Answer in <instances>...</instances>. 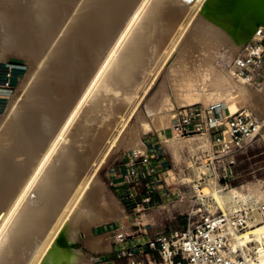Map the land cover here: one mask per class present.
<instances>
[{"label":"bare ground","instance_id":"bare-ground-1","mask_svg":"<svg viewBox=\"0 0 264 264\" xmlns=\"http://www.w3.org/2000/svg\"><path fill=\"white\" fill-rule=\"evenodd\" d=\"M242 1L155 0L150 6L148 3L150 0H0L1 60L6 62L11 57H18V59L25 60L29 66L28 72L10 99L5 113L0 115V264H76L85 256L83 252L71 248V243L75 239L73 232L77 226H86L87 233L90 234L91 227L96 223L112 218V215L105 210L96 213L90 211V204L84 196L91 181H95H93L94 173L85 182L80 181L81 185L77 183L79 172H71L72 168L81 167L80 154L78 155L76 150L78 146L81 148L85 144L86 147V144L92 143L93 136H88L91 137L89 141L86 134L90 128L99 124L94 125L93 122L97 115L98 119L100 118L101 108L106 105L104 104L106 99H109V91L113 94L117 91L116 86L125 81H134L131 76L137 75L133 68L138 63L137 56L140 53V57L146 54L148 48H152L149 44L154 42L155 38H159L156 37L157 34L154 38L151 36L153 37L156 28L162 27L159 24L164 25L159 20L161 12L164 14L168 12L162 10L166 8V4L170 5L172 2V7V4L176 3L180 10L186 12L183 14H187L188 17L191 15V19L198 13L200 16H197L195 22L192 23L190 39L184 48L185 53L182 54L183 56L186 54L188 70L185 74L183 73L182 77L180 75L179 83L175 82L178 78H172L175 82L176 91L174 89L173 91L176 93L177 102H168L170 104L162 102L164 105H159L161 107L154 114V127L163 139L168 143L175 141L176 137H168L167 132L170 130L169 120L172 111L177 105L188 107L202 103L204 107H208L210 105L241 104L251 110H259L264 118V81L257 85L250 83L258 71L252 69V78L248 80L236 76L234 66L228 67L226 64L228 59H234L246 44L256 38L258 29L264 28V14L250 11L242 15L236 33L232 34L234 12L239 2ZM146 4L150 7L148 6L145 15L141 16L142 11L146 10L144 9L147 7ZM128 16L125 27L123 26V30L117 34L120 25ZM171 16L168 15L170 22ZM181 16L183 15L179 18ZM139 17L143 18V24L138 23ZM164 20L167 19L164 18ZM170 22H166L165 28H162L163 35H160L162 43H166V40L175 34L173 32H179L176 31L178 26L174 31V25ZM136 24L139 27L135 28ZM186 25L188 26V23ZM178 28L181 29V27ZM182 31L184 33L185 30H181L179 37L182 36ZM130 33L132 36L127 40L126 52L118 56L119 49ZM175 37L173 39H176ZM167 42L170 43L169 40ZM161 44L159 43V52L164 50L162 47L165 44ZM153 46L156 48L157 45ZM153 48L151 50L155 52L156 49ZM169 49L162 52L165 53ZM105 50L106 55L104 54L105 57L103 56L102 60ZM260 53V48L255 50V54ZM167 54L172 55V53ZM156 55L154 54L158 58L160 54ZM242 55H249L246 47ZM154 56L150 57L153 65L157 61L153 60ZM145 60L139 59L141 62H146ZM152 63H149V66ZM145 66L147 65L144 64ZM109 67L111 68L108 71ZM153 67L150 66V68ZM145 68L150 69L148 66ZM139 76L136 77L137 80ZM131 84L134 85L133 82ZM134 87L135 85L133 89H128L136 92L137 89ZM114 88L115 91L112 90ZM124 88L125 92L130 93L127 87ZM122 94L121 96L124 95ZM91 95L93 97L89 101ZM114 95L116 96V93ZM134 96L132 95V99ZM112 98L114 99L113 96L111 100L109 99L110 104L113 101ZM122 98H116L115 101L124 104L125 101L131 99ZM119 99L124 101L121 102ZM106 103L105 107L108 108V102ZM125 104L123 107L122 104L120 106L124 108ZM118 106V110L122 109ZM112 109L109 108V111L107 109V112L111 114V112L118 111L115 110V106L114 110ZM119 113L109 114L111 116L109 118L107 115V120L104 119L105 124H103V118H100L103 127L98 133L100 132L105 139L110 134L113 145L117 143V139L119 140V135H114L120 117L116 116ZM121 116L124 117L122 114ZM120 119L123 120V118ZM263 126L264 122L261 123V129ZM143 129L150 131L151 125L145 122ZM260 132L261 130L249 142V145L258 138ZM85 137L89 143H84L87 140ZM94 140H97V137ZM88 147L92 149V146ZM90 149L87 150L90 154L95 152L94 147L93 152ZM89 157H82L85 159L81 162L87 164L85 160L88 161L91 158ZM92 189L94 190L93 187ZM224 191L216 188L207 194L223 211H225L228 198H232L238 205H245L240 202L248 204L247 196L242 190L233 188L226 193ZM259 206L256 209L251 206L254 210L252 227L240 237L243 245L246 244L249 250L250 246L247 243H258L257 248H260V244L264 246ZM90 241L93 242V248H97L102 240L96 238ZM101 245L103 246L102 243ZM36 249L38 251L35 252L37 253L35 257L39 258L35 261L33 250ZM38 252H40L39 256ZM263 256L264 254L260 255L261 258Z\"/></svg>","mask_w":264,"mask_h":264},{"label":"rangeland","instance_id":"rangeland-1","mask_svg":"<svg viewBox=\"0 0 264 264\" xmlns=\"http://www.w3.org/2000/svg\"><path fill=\"white\" fill-rule=\"evenodd\" d=\"M153 1L155 0H150V2H148L150 3V6L153 4ZM172 2H170V5L166 4L165 6L166 8L164 7L165 9L162 8L164 12L167 10L170 14L168 12L167 13L165 12V14L161 12L162 15H161L160 20L162 18L163 20L161 21L159 20V22L164 23V25H160L158 23L159 26H162V27L160 29L158 28L159 30L156 28V31H154L155 33L153 32L154 33L153 37L151 36V38H154L157 34L158 36L156 37L160 38V39L155 38L156 44H155V41L153 42L152 40H151L152 41L151 44L152 43L153 44L152 45L149 44L152 48L154 47L153 45L155 46L157 45L156 48L155 47L153 48V49H156L157 51L155 50L154 52V50H151L152 48L151 49L148 48L149 53L148 52L146 53L145 51L146 54H143V56H141L143 59L140 57L141 53L138 54L137 56L138 63L135 64L136 67L135 65L133 66V68L135 69L134 71L137 75H132L133 77L131 76V79L133 78L132 80L134 81H131V80H129L128 82L125 81V83L123 84L121 83L119 86H116V89L118 91L122 85V88H121L122 90L120 89L118 93L117 91H115L116 90L115 88L112 89L115 92L111 90L112 92H114L113 94L109 91V96H108L109 99L111 98V96H113L114 99L112 98L113 101H111V104H110L111 99L110 100L106 99V101L108 102V108L105 107L107 105L106 101L104 103L106 105L103 104L104 106H102L101 108V112L103 111L102 113L104 114V117H102L103 114L101 112L99 114L100 115L99 117L103 118L102 119L103 124H105L107 120V115L109 118L111 114L114 115V113H116L117 115V113L120 112L119 115L116 116L117 118L119 116L120 117L118 118L119 120L117 119L118 120L117 127L114 130V135H119L118 136L119 140L117 139L116 141L117 143L113 145L111 143L112 136L110 134L108 135L109 138L108 136H106L107 138L105 139V137L103 138L101 136L100 132L98 133L99 129L100 128L102 129L103 124H102L101 119L100 118L98 119V115H97L95 117L97 121L95 119L93 123H95L94 125H96L97 123L99 124L94 127H92L93 126L92 125L91 126L92 128H90V130L87 131V134L89 135L86 134L87 137L93 136L92 139L91 137L90 138L88 137L89 141L90 139L93 140L92 143L87 142L88 139L87 137H85V139L87 140H85L86 142L84 143H89V145L86 144L87 146L85 147V144H83L82 145L83 147L82 146L81 148H79V146L77 147L76 151H78V155L79 154L81 155V156L79 155L80 157L79 163L81 164L80 165L81 167H79V169L77 168L79 171L76 168H72L71 170V172L72 171L76 173L79 172V174H77V176L79 177L78 178L79 181H77V183L82 184V182H85L90 176H92L91 174L94 173L93 181L94 180L95 181L94 182L91 181V184L85 193L86 195L84 196L86 201H88L87 203L90 204V211L93 213H96L98 211L105 210V211H108L112 215V218H110L108 221H104V222L100 221L96 223L94 226L91 227L92 229H90V234L87 233L86 226L84 225L77 226L76 230L73 232L75 239L71 243L72 244L71 248L73 250H79L83 252L85 256L80 262L76 264H108V263H111V264H161V257L157 251H153V250L150 251L144 248H141L136 251L135 246L138 243H141L142 241H144L145 238L153 237L154 234L159 231L168 233L170 229L184 230L187 227V223H188L187 213H189L190 211H197L198 209H200V212H198L195 215L194 220H193V221H197L199 220V215L205 216L209 212L214 213V212H219L223 210L220 206H218L216 201L211 196L207 195L209 194V192H211L213 189H216V188H219L220 190H225L224 191L225 193L233 188L242 190V192L247 196L248 204L243 203V202H240V204L249 205L250 207L254 206L255 209L261 203H264V140H262L264 139V135H263L264 126L262 127L261 132L258 135V138H256L250 145L245 147L242 150V153H240V155L236 158L235 164L232 166L233 171H234L233 178L232 180L226 183L219 182L218 178L216 177V174L212 173L208 169L206 161H205L207 154L211 155L212 153V140H211L209 126L206 127V131L195 132L193 134L182 135V136L176 130L173 129L174 124L180 120L179 113L181 111H186L188 113L192 111L195 114L199 115L198 121H202L203 117L206 119L207 110L209 107H212V106L219 107L218 109L223 114H227L229 111L230 113H236L238 111L245 110V111L252 113L262 123L264 122V118L259 110H251L246 105L242 106L241 104H238V105L227 104L225 106L224 105H220V106L210 105L208 107H204L202 103H198V104H195L193 106H188V107L184 105L182 106L177 105L176 109L172 111L171 119L169 120L170 130L167 132L168 137H171V136L176 137L175 141L173 142L171 141L172 144L171 142L170 143L166 142L161 136L160 132H158L154 127V122H153L154 114L157 112V110H159L161 106H163L164 104H167L168 102L172 101L174 103L176 101V97H175L176 93L173 91V89L174 90L176 89L174 87L175 82L177 81L176 83H179L181 81L182 75L185 74V72L188 70V67H189V64H187L186 54L184 56L182 54L185 53L184 48L190 39V29H191L192 23L195 22L196 20L195 18H197V16H200L199 15L200 13H198L197 15H194L195 17H192L193 19H191L190 18L191 15H189L188 12L187 13L190 17L186 16L187 14L186 15L183 14L185 11L183 12L182 10H180L176 3L174 4L176 5L175 7L173 4L171 7ZM146 6L147 7H144V9L146 8L148 9L149 5L146 4ZM175 8H177V10ZM147 9L142 11L141 16L145 15V13L147 12ZM174 11L175 13L176 12L178 13L175 14L173 13ZM179 11L182 12V14ZM206 13H209V12H206ZM167 14L169 16H171V14L173 15L171 16V19L173 21L176 20L174 22L175 24L171 23L173 22L172 20L170 22L169 20L170 17H168ZM176 15L178 17H176ZM180 15H183V16L185 15L184 16L185 18L181 16L182 19L184 18L182 20L181 18H179ZM140 17H139L140 21H138V23L142 22L145 16H143V18H140ZM172 17L175 19H173ZM128 18L129 16L120 25L117 31V34H119L118 32H121V30H123V26L125 27ZM164 18L167 20H164ZM189 19H191L190 22H189ZM178 20L180 21L182 25L181 24L179 25ZM182 21H184V23H182ZM166 22H170L171 24L174 25L173 26L174 31H175L176 26L181 27V29L177 27L176 31H179V32L178 33L173 32L176 35L172 34L171 38L168 39L170 43L167 42L168 40H166V43L163 42L166 45L165 46L160 41L161 40L160 35H163L162 32L166 26L165 24H167ZM186 23H188V26L186 25ZM136 25H135V28L139 27L141 23L139 24V26L138 24ZM182 26L184 29L182 28ZM236 26L231 27V29L233 28L231 30L233 35L236 33V29H237ZM181 30H185L186 32L184 31L183 33L182 31V34H181L182 36L179 37ZM131 34L132 33H130L127 36V39H125V42H124L125 44L123 43L121 49H119L118 56L119 55L121 56L122 53L126 52L125 49H127L128 47L127 40L131 38L132 36ZM173 37H175L176 39H173ZM178 38H180V41H178ZM181 38L182 39L184 38V39L181 40ZM159 43L160 44L162 43L161 45H164L162 47L164 48V50L162 49L160 52L158 51ZM246 45L240 51L241 54L239 52L238 54L235 55L234 59H228L226 61V64H228L227 65L228 67L230 65L234 66L235 73L237 71L235 61L239 55H242L244 53V49ZM168 48L170 49L166 51L165 53H163ZM105 53H106V50L102 54V57L104 56ZM167 53H170V55L172 53V55L169 56V54ZM151 54H153V56L154 54H157L156 56L159 55L158 58L160 60H158V58H156L155 56H154L155 58L153 59V60L155 59L157 60L155 62V63L158 62L157 64L154 63L153 65L151 61L153 56ZM177 54H178V57H177ZM167 55L169 57H165ZM160 56H163L161 57L162 59L160 58ZM181 56H182V59H181ZM104 57L101 59L103 60ZM139 59L141 61L142 60L144 61V59H146L145 60L146 62H141L139 61ZM184 59H186V61ZM140 62H141V66L143 65V67L140 66L139 68ZM184 62L186 63L183 64ZM143 63L147 65L149 68L150 66L151 67L154 66V67L150 69L148 68L146 69L145 67L147 66L144 67ZM149 63H152L153 66L152 65L149 66ZM3 64L11 65V67H14V66L17 67L16 71L18 72V77H17V83L15 85V89H14V92H15L18 85L22 81L23 77L28 72L29 66L28 64H26L25 60L21 58L18 59V57H11L6 62H3L0 57V67L3 66ZM179 66H181V68ZM184 67H186L187 69ZM110 68L111 67L108 68V71L110 70ZM182 68L184 70H182ZM141 69L146 72L142 71ZM136 71L137 72L140 71V72L137 73ZM141 71L145 74L142 75L143 73H141ZM168 71H169V74H168ZM138 74L141 75L142 77L139 76ZM138 76L140 78H138L137 80L136 77ZM134 77L137 81L134 79ZM172 78L174 79L178 78V79L177 80L175 79V82H174ZM171 79L173 81H171ZM132 82L135 85L134 88L137 89L136 92L135 91L131 92V90L128 89V88L133 89L134 85L131 84ZM171 82L173 83L171 84ZM260 82H263V81L259 77L256 83H253V81L250 83H252L253 85H257ZM124 87H127V91L130 90L129 92L134 93L135 96L134 94L125 92L126 90ZM121 92H123L124 95ZM115 93H116V96L114 95ZM121 94L123 96H121ZM126 94L128 96H125ZM132 95L134 96L133 99H132ZM92 97L93 95H91L89 101L92 100L91 99ZM120 97L121 98L124 97L122 99L126 98L125 100L131 98L130 99L131 101L130 100H127V102L125 101V103H128V104L124 103L125 106L124 108H122L124 105L122 101L124 100L119 99L122 102L121 103L122 105L120 104V102L115 101ZM10 99H9V102L7 103L8 105L10 103ZM165 99L167 100L166 103H165L166 101ZM112 103H113V106H112ZM116 103H117V106L119 105L118 107L122 109L118 110ZM8 105L2 112H0V115H3L5 113ZM109 106H112V107H109ZM114 106H115V110L117 109L118 111L111 112V114L110 112H107V109L109 111V108L111 109L113 108L112 110H114ZM236 107L238 108L236 109ZM105 109H106V112L104 113ZM105 114H106V118H105ZM121 114L124 117H122ZM120 118H123V120H121ZM104 119L106 120L104 121ZM144 121L148 122L151 125L150 131H145L143 129V124L145 123ZM119 123L120 124L122 123V125H120ZM95 127L97 130L94 129ZM118 131L120 132V134ZM206 133L208 135H206ZM95 137H97V140H94ZM167 143L171 145H168ZM88 146L90 147L92 146V149L94 147L93 151H95L96 153L94 152L95 154L94 153L90 154L89 151L87 152V150L90 149ZM154 146L155 147L159 146L163 150L164 158H165V162L161 163L157 171H155L153 174H151L148 177L142 176L139 180L137 179L132 183L130 182V180H127V179L125 180V182L124 180L121 181V178L117 179V176L120 177V175L123 174L128 168V166L130 165V161H131L130 156L133 153H138V150L148 152L150 151V149H153ZM87 147L89 149H87ZM84 149L85 150L87 149L86 152ZM92 149L90 150L92 151ZM79 151H81L82 154ZM83 154L84 155L86 154V155L84 156ZM104 154L106 156H104ZM82 157H85V158L89 157L91 160L90 159L89 160L87 159V160L92 165L86 160L85 162H87V164L89 163L88 166L84 162H81V161H84L85 159ZM92 158L94 161L92 160ZM167 168L170 169L171 171L169 174H165L163 171ZM84 169L86 170L84 171ZM96 182L100 185H98ZM152 185L155 186V189L152 191V193H149L148 187L151 188ZM157 186L160 188L158 189ZM92 187L94 188V190L92 189ZM98 188L101 190V192ZM91 194H93V196ZM148 194H150V198H151L149 205L143 203L142 201L143 198H145ZM101 201L103 204L102 203L100 204ZM237 205L238 204H236L232 198H228L226 206H225V210H228ZM143 233H146V234H143ZM121 234H123L124 237L126 238V241H124L122 244H120L117 238L118 235H121ZM96 238H101L102 241L99 242V245H100L99 247L93 248V242H91L90 240L96 239ZM96 241L98 242V240ZM101 243L103 244V246L101 245ZM37 251H38L37 249L33 250V257L37 255V253H35ZM39 253L40 252H38V256L40 255ZM38 258L39 257L36 256L35 261L38 260Z\"/></svg>","mask_w":264,"mask_h":264},{"label":"built area","instance_id":"built-area-1","mask_svg":"<svg viewBox=\"0 0 264 264\" xmlns=\"http://www.w3.org/2000/svg\"><path fill=\"white\" fill-rule=\"evenodd\" d=\"M260 48L261 53L255 54ZM248 56L239 55L236 59L237 76L251 79L252 69L257 70V75L251 79L256 83L260 77L264 81V28L256 32V38L246 45ZM17 67L5 65L0 67V112H2L12 97L17 83ZM263 73V74H262ZM219 107H209L206 119L198 121V114L181 111L180 120L173 129L181 136L195 132L206 131L209 126L212 153L206 156L208 169L216 174L219 182L226 183L232 180L234 171L232 166L242 150L261 130V122L252 113L242 110L236 113L223 114ZM146 152V151H145ZM138 150L130 156V165L126 171L117 176L121 181L127 179L130 182L139 180L142 176L148 177L159 169L165 162L164 152L159 146L145 153ZM169 174L170 169L163 170ZM123 183V182H122ZM159 189L160 187L157 186ZM155 186L148 187L149 193ZM143 203L149 205L150 194L143 198ZM262 218V238L264 239V203L258 208ZM200 212L187 213L188 223L184 230L170 229L168 233L156 232L153 237L145 238L138 243L135 250L141 248L157 251L161 257V264H262L264 246L258 243L243 245L240 237L252 227L254 210L249 205H238L228 210L199 215V220L193 221L195 215ZM146 234V233H143ZM118 241L122 244L126 241L123 234L118 235Z\"/></svg>","mask_w":264,"mask_h":264},{"label":"water","instance_id":"water-1","mask_svg":"<svg viewBox=\"0 0 264 264\" xmlns=\"http://www.w3.org/2000/svg\"><path fill=\"white\" fill-rule=\"evenodd\" d=\"M250 11H258L264 14V0H243L239 2V6L236 7V11L234 12L232 27L236 25V27H238L242 15Z\"/></svg>","mask_w":264,"mask_h":264}]
</instances>
